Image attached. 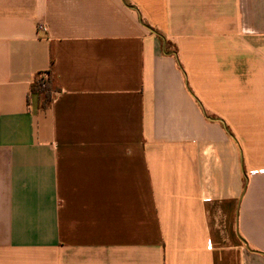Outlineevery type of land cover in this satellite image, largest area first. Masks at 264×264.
<instances>
[{
  "label": "crops",
  "instance_id": "obj_1",
  "mask_svg": "<svg viewBox=\"0 0 264 264\" xmlns=\"http://www.w3.org/2000/svg\"><path fill=\"white\" fill-rule=\"evenodd\" d=\"M0 264H264V0H0Z\"/></svg>",
  "mask_w": 264,
  "mask_h": 264
},
{
  "label": "trees",
  "instance_id": "obj_2",
  "mask_svg": "<svg viewBox=\"0 0 264 264\" xmlns=\"http://www.w3.org/2000/svg\"><path fill=\"white\" fill-rule=\"evenodd\" d=\"M33 93L40 95L42 100V107L47 108L50 106L54 95L58 92L55 85V80L50 72L38 74L31 87Z\"/></svg>",
  "mask_w": 264,
  "mask_h": 264
}]
</instances>
